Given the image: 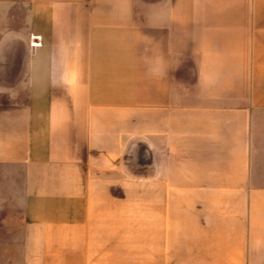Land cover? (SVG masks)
Returning <instances> with one entry per match:
<instances>
[{
    "label": "crops",
    "instance_id": "0c3cea01",
    "mask_svg": "<svg viewBox=\"0 0 264 264\" xmlns=\"http://www.w3.org/2000/svg\"><path fill=\"white\" fill-rule=\"evenodd\" d=\"M12 26L15 264H264V0H0Z\"/></svg>",
    "mask_w": 264,
    "mask_h": 264
},
{
    "label": "rangeland",
    "instance_id": "374dc122",
    "mask_svg": "<svg viewBox=\"0 0 264 264\" xmlns=\"http://www.w3.org/2000/svg\"><path fill=\"white\" fill-rule=\"evenodd\" d=\"M23 167L0 165V256L15 264L25 256Z\"/></svg>",
    "mask_w": 264,
    "mask_h": 264
},
{
    "label": "water",
    "instance_id": "95a60500",
    "mask_svg": "<svg viewBox=\"0 0 264 264\" xmlns=\"http://www.w3.org/2000/svg\"><path fill=\"white\" fill-rule=\"evenodd\" d=\"M32 40L20 27L6 28L0 34V94L14 92L27 71Z\"/></svg>",
    "mask_w": 264,
    "mask_h": 264
}]
</instances>
